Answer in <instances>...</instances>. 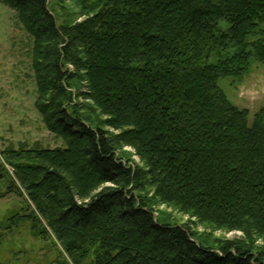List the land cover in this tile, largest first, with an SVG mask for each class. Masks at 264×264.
Instances as JSON below:
<instances>
[{
	"label": "trees",
	"instance_id": "trees-1",
	"mask_svg": "<svg viewBox=\"0 0 264 264\" xmlns=\"http://www.w3.org/2000/svg\"><path fill=\"white\" fill-rule=\"evenodd\" d=\"M0 1L35 37L39 109L66 143L18 166L21 181L74 264H264L250 242L264 237V103L251 115L218 84L264 67V0H79L90 16L73 26L46 0ZM67 64L84 71L102 124L64 106ZM145 181L161 202L245 237L214 247L155 220L136 192Z\"/></svg>",
	"mask_w": 264,
	"mask_h": 264
},
{
	"label": "rangeland",
	"instance_id": "rangeland-1",
	"mask_svg": "<svg viewBox=\"0 0 264 264\" xmlns=\"http://www.w3.org/2000/svg\"><path fill=\"white\" fill-rule=\"evenodd\" d=\"M46 1L62 25L73 26L90 16V12H82L79 0ZM220 26L226 28L224 22ZM34 44L35 37L19 20L17 11L0 1V264H74L32 202L18 170L44 163L48 153L42 152L66 147L64 140L48 129L39 109L43 99L39 100L33 67ZM66 68L74 78L68 88L71 98L65 100L64 106L90 125L102 124L108 116L87 96L84 71L72 64ZM232 81L227 78L218 84L235 105L252 115L264 103V67L254 63L240 82ZM102 127L115 133L105 124ZM119 153L130 160L129 164L142 165L133 147L122 146ZM74 162L79 164L77 158ZM136 192L148 201L155 220L188 224L208 245L216 247L225 239L245 237L241 230L216 228L172 203L161 202L148 181L139 184ZM250 242L264 249V237L253 234ZM91 260L92 257L86 263Z\"/></svg>",
	"mask_w": 264,
	"mask_h": 264
}]
</instances>
